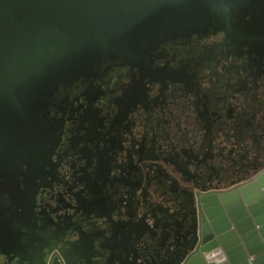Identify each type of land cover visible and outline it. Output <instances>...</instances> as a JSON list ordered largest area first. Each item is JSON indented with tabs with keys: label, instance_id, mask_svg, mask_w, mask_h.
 <instances>
[{
	"label": "flooded vegetation",
	"instance_id": "1",
	"mask_svg": "<svg viewBox=\"0 0 264 264\" xmlns=\"http://www.w3.org/2000/svg\"><path fill=\"white\" fill-rule=\"evenodd\" d=\"M166 24L72 69L0 155V264H167L198 192L264 171V0Z\"/></svg>",
	"mask_w": 264,
	"mask_h": 264
},
{
	"label": "water",
	"instance_id": "2",
	"mask_svg": "<svg viewBox=\"0 0 264 264\" xmlns=\"http://www.w3.org/2000/svg\"><path fill=\"white\" fill-rule=\"evenodd\" d=\"M199 1L0 0V155L20 152L36 107L72 69ZM197 205L194 240L167 264H264V171L229 190L198 192Z\"/></svg>",
	"mask_w": 264,
	"mask_h": 264
},
{
	"label": "bare ground",
	"instance_id": "3",
	"mask_svg": "<svg viewBox=\"0 0 264 264\" xmlns=\"http://www.w3.org/2000/svg\"><path fill=\"white\" fill-rule=\"evenodd\" d=\"M249 260L252 262V260H253V256H250V257H249Z\"/></svg>",
	"mask_w": 264,
	"mask_h": 264
}]
</instances>
